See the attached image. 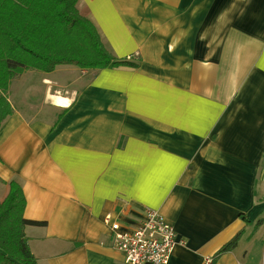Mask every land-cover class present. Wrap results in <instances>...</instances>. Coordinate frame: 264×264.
I'll return each mask as SVG.
<instances>
[{"label":"crops","instance_id":"obj_1","mask_svg":"<svg viewBox=\"0 0 264 264\" xmlns=\"http://www.w3.org/2000/svg\"><path fill=\"white\" fill-rule=\"evenodd\" d=\"M78 8L138 66L12 80L25 88L0 127V200L22 185L38 264H124L111 222L148 207L185 240L168 264H264V0Z\"/></svg>","mask_w":264,"mask_h":264},{"label":"trees","instance_id":"obj_2","mask_svg":"<svg viewBox=\"0 0 264 264\" xmlns=\"http://www.w3.org/2000/svg\"><path fill=\"white\" fill-rule=\"evenodd\" d=\"M79 0H0V127L13 113L9 90L26 70L51 72L58 65L82 69L138 66L118 59L103 42L91 19L78 8ZM0 200V264H38L26 234L28 224L43 222L25 217L27 199L22 185L12 180ZM226 243L215 258L231 250Z\"/></svg>","mask_w":264,"mask_h":264},{"label":"built area","instance_id":"obj_3","mask_svg":"<svg viewBox=\"0 0 264 264\" xmlns=\"http://www.w3.org/2000/svg\"><path fill=\"white\" fill-rule=\"evenodd\" d=\"M110 220L111 215H107L106 221ZM111 229L113 246L124 253V264H168L174 248L185 243L164 215L149 207L137 225L124 227L119 220H114ZM213 261V257H207L205 264Z\"/></svg>","mask_w":264,"mask_h":264},{"label":"rangeland","instance_id":"obj_4","mask_svg":"<svg viewBox=\"0 0 264 264\" xmlns=\"http://www.w3.org/2000/svg\"><path fill=\"white\" fill-rule=\"evenodd\" d=\"M62 67V69H65L66 67H69L68 65H62L61 66ZM71 68H74L75 70L74 71H70L69 72V77L67 78V80L68 79H73L74 78V76H75V74H78V73H80V68L79 67H77V66H75V65H73V66H70ZM61 69V68H60ZM57 73H59V72H55V73H53V75L52 76H54V75H56ZM27 77H30V76H27ZM27 77H23V78H21V79H26ZM32 77V76H31ZM34 78V77H33ZM84 78H88V77H84ZM22 81V80H21ZM19 81H15L14 82V84H13V86H12V90H10L11 92H12V94H8L12 99H13V97H15L16 98V94H18V93H20L19 95H23L24 94V88H25V86H24V84H22V83H20L21 84V87H19L18 85H19ZM11 88V87H10Z\"/></svg>","mask_w":264,"mask_h":264}]
</instances>
